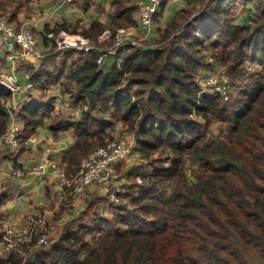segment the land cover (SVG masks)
Masks as SVG:
<instances>
[{"label":"trees","instance_id":"trees-1","mask_svg":"<svg viewBox=\"0 0 264 264\" xmlns=\"http://www.w3.org/2000/svg\"><path fill=\"white\" fill-rule=\"evenodd\" d=\"M23 1L29 0H0V8L9 3L20 7ZM205 1L191 18L189 8ZM238 2L253 4V18L239 23L231 16ZM137 9L125 14L131 24ZM115 25L117 29L121 22L115 20ZM63 29L67 27L50 31L59 34ZM103 31L94 23L83 35L96 38ZM157 44L125 45L119 50L122 61L115 59L109 70L97 64L96 52L75 48L51 56L56 72L47 70L44 60L39 68L29 67L31 83L40 91L60 83L71 103L83 109L81 120L58 119L51 99L27 103L18 113L25 125L21 141L49 117L57 120L54 132L75 131V143L64 155L70 173H77L81 160L112 138L115 116L134 134L145 158L162 147L175 155L158 158L151 171H141L142 184L136 174L130 175L135 181L124 197L132 209L111 207L106 197L94 195L50 248L36 252L35 260L13 252L0 256V264H229L221 238L237 242V231L251 234L255 247L264 246V0H195L175 14ZM247 61L258 70L230 102L201 93L198 70L222 63L239 76ZM1 80L0 74V135L9 124L7 103L12 99ZM214 120L229 124L227 139L203 141V129ZM186 156L198 163L194 181L188 177ZM3 201L1 197L0 206ZM106 205L113 208L111 219L103 213ZM209 214L219 222L222 237L200 230L197 219ZM251 221L256 230L262 228L259 234L252 232Z\"/></svg>","mask_w":264,"mask_h":264},{"label":"crops","instance_id":"crops-1","mask_svg":"<svg viewBox=\"0 0 264 264\" xmlns=\"http://www.w3.org/2000/svg\"><path fill=\"white\" fill-rule=\"evenodd\" d=\"M143 1L74 0L64 4L62 0H29L23 1L20 7L9 3L4 10L0 8V11L8 14L11 23L17 29L29 28L32 30L38 40V52L45 55L43 59L44 65L48 62L47 70L56 72L57 67L53 66V61L51 60V56L57 51L56 42L55 38L48 36L52 33L51 29L65 25L68 30L63 29L59 34H53L60 36L62 33L68 34L71 32L70 34L74 33L73 35L85 37L90 41H97L102 35L111 36L113 30L117 27L115 20H118L121 25L116 29V42L120 37H127L128 40H141L144 33L139 28L138 22L140 5ZM194 2L195 0H164L152 26V34L146 39V42L157 43L160 37L159 34L162 33L175 14L186 5ZM136 5L138 9L131 15V19L134 21L131 24L125 14ZM118 12L121 14L117 16ZM94 23L100 24L104 29L102 33L96 36L97 39L83 35V32L89 30ZM110 36L106 41L110 40ZM142 42L144 45L146 44L145 41ZM147 47L156 48L157 46L152 44L147 45ZM6 56V50L0 48V74L14 73L18 82L22 85L31 82L33 71L30 70V65L19 62L11 63ZM108 58L110 57H107L104 63L100 65L104 70H109V68H105ZM114 60L112 64H114ZM216 67L219 66L215 65L213 69ZM211 69H200L197 73L202 78ZM51 87L52 91L49 92L46 100L50 98L54 100L55 109L53 114L58 119L72 118L75 121L81 120L83 112L81 106L73 105L66 93L64 95L67 98H62L60 91H64L60 83ZM34 88L35 86L33 89L19 92L8 102L13 108L16 119L22 128L25 125L19 118L18 113L23 106L32 101L47 102L44 99H38V91L34 90ZM44 119L45 121L36 130L30 132L29 135H24L16 156H12L7 149L0 153V198L4 197V201L0 206L1 234L4 233L8 226L26 225L29 217L33 215H45L48 220H56L59 227H61L63 224L66 225L68 222L78 219L94 195H102L96 186L89 187L80 196L71 195L69 189L61 190L59 179L53 173L52 167H48L42 173L33 172L34 167L46 158L66 169L64 155L74 145L76 140V134L73 129L54 132L52 127H54L53 124L57 120H52L51 117ZM118 128H121V126L115 128V133L111 135L112 138H122L125 141L136 144L133 133L127 132L128 135L126 137H117L116 129ZM129 163L127 161L119 165L122 172L125 173L128 169V167L123 168L122 166ZM14 169L23 170L24 176H14ZM62 196L64 199L61 200Z\"/></svg>","mask_w":264,"mask_h":264},{"label":"built area","instance_id":"built-area-1","mask_svg":"<svg viewBox=\"0 0 264 264\" xmlns=\"http://www.w3.org/2000/svg\"><path fill=\"white\" fill-rule=\"evenodd\" d=\"M74 0H62V3H70ZM164 0H144L140 5L139 28L144 33L142 41H145L152 34V26L155 18L160 11ZM55 38L56 50L65 48H75L86 53L96 52L98 54L97 64L100 66L107 57L117 59L118 63L122 61L119 57V50L125 45L138 47H147L139 39H130L120 37L117 42L106 50L100 45L109 39L110 35H102L98 41L62 33L56 37L53 33L48 35ZM38 40L35 34L29 28L17 29L9 20V17L0 12V48L6 50L7 59L11 63H27L34 68H39L45 55L37 50ZM99 43V44H97ZM209 62H213L211 56ZM1 83L11 93L12 97L19 92L33 89L31 82L21 84L18 82L14 73L1 75ZM201 93H211L220 95L225 101L231 98L230 77L225 70H219V67L212 68L209 73L200 78ZM10 121L7 129L0 135V153L7 149L12 156L19 152L21 140L20 134L23 128L19 125L13 108L8 103ZM135 144L125 140H112L104 146L93 150L85 157L80 165L78 172L74 176H68L56 162L46 158L34 167L33 172H45L48 167H52L53 173L59 179L61 190L69 189L71 195L80 196L91 186H96L106 197L111 207H118L122 204L125 193L126 180L119 172L118 165L125 162H134ZM24 171L14 169L13 175L16 177L24 176ZM138 183L143 179L138 176ZM64 197H61V200ZM59 225L55 221L48 220L45 215H33L29 217L28 223L22 226H8L4 233H0V256L12 252L23 253L31 245H36L48 249L56 241L54 234L58 232Z\"/></svg>","mask_w":264,"mask_h":264},{"label":"rangeland","instance_id":"rangeland-1","mask_svg":"<svg viewBox=\"0 0 264 264\" xmlns=\"http://www.w3.org/2000/svg\"><path fill=\"white\" fill-rule=\"evenodd\" d=\"M208 1H205V3H198L195 5V8H189L191 10V18H193L195 15H197L199 12L202 11V9L205 7V5L207 4ZM187 7V5L185 6ZM253 7V4H245L242 2H238L236 3V5L232 6V13L231 16L235 15L239 21V23H244L246 21L249 20V18H253V14H251V8ZM255 11V9H254ZM4 14H6L3 11H0ZM257 14H260V11H256ZM8 16V14H6ZM10 20V19H9ZM237 21V22H238ZM11 22V21H10ZM14 25V24H13ZM71 33V32H70ZM68 33V34H70ZM74 34V33H73ZM71 34V35H73ZM56 36V35H55ZM159 36H161V34H159ZM58 37V36H56ZM50 39V38H49ZM53 40V39H52ZM94 40V39H92ZM98 41V40H97ZM96 42V41H95ZM146 42V40H145ZM113 43L112 40L107 41L105 44L100 45L102 48H104V50H106L108 47L111 46V44ZM99 44V43H97ZM147 45H158L157 43H153V42H146ZM206 53H211L212 54V49H206ZM210 54V56H211ZM113 59L112 57L107 59V63L105 64V68L108 69L111 67L112 63H113ZM217 66H219V70H225L229 77H230V90H231V98L228 101H225L224 98L221 96V98L223 99V101L225 103L230 102L232 98H234L237 94V92H239L240 89H242L243 87H246L248 84V82H250L251 80L249 79V74L257 71L258 67L254 66L250 61H247L241 68L245 69V71H242L243 74H241V72L238 71V73L240 74L239 76H236L235 74L230 73L229 68L227 67V65H224L222 63H217ZM102 67V66H100ZM218 68V67H217ZM260 68V67H259ZM200 78V77H199ZM199 86H201V82L199 83ZM34 90L38 91L39 94V98L38 99H44L45 101H49L52 98H50L49 100H46L47 95H49V92L52 91V87H50L48 90L46 91H40V89H38L36 86L34 88ZM62 98L66 99L67 97L64 95V92H62V90L60 91ZM215 95V94H214ZM69 97V95H67ZM220 96V95H219ZM56 99V98H53ZM70 99V97H69ZM65 101V100H64ZM198 119H202V122L205 123V120L203 118H201L200 116H196ZM115 123H116V127L121 126V128L116 129L117 133V137H126L128 135L127 131L125 130L123 124L119 121L118 116H115V118H113ZM228 123H222L218 120H214L209 126H207V129H203V141H211L214 140L216 138H223V139H227V133H228ZM115 133V130L112 132ZM194 135V134H192ZM116 138H111L110 140L107 141V143L111 142L112 140H115ZM116 140H124L122 138H117ZM136 142V140H135ZM107 143L100 145V146H104ZM262 147V142H259ZM99 146V147H100ZM98 148V147H97ZM95 150V149H94ZM89 155V154H88ZM87 155V156H88ZM175 153L170 149V148H166V147H162L160 148L158 151H156V153H154L151 157L149 158H145V155L143 152L139 151L137 149V145L135 144V153H134V159L136 158V160L134 162H130L127 165H123L122 167H128L127 171L124 173L121 171V168L118 165L119 168V172L122 174V177L126 180V185H125V193L128 189V185L132 184L134 181L131 178V174H136V181H137V177L140 176L143 179L144 182V178L141 174V171L147 170V171H151L152 170V164L154 163V161L158 158H165L168 156H174ZM86 156V157H87ZM85 158V157H84ZM83 158V159H84ZM82 159V160H83ZM81 160V162H82ZM186 160V166L188 167V177L190 179V181H194V177H195V170L197 169L198 163L192 161V158L190 156H186L185 157ZM170 163V161H168V164ZM81 165V163H80ZM121 165V164H120ZM138 166H142V169L140 170L138 168ZM80 168V167H79ZM64 169L68 176L72 177L75 174L70 173L68 170ZM140 173V174H139ZM131 178V179H130ZM138 182V181H137ZM142 182V183H143ZM141 183V184H142ZM124 193V195H125ZM124 201L122 202V204L118 207H127L132 209L133 204L130 202L129 199L124 197ZM112 209L106 205V207H104L103 209V213L106 215V217H108L109 219H111L114 215V213L112 214ZM211 214L209 215H205L203 218L197 219V221L202 225V228H200V230L207 236H220L218 234L219 230V222L217 220H215ZM54 221V220H51ZM55 222L58 224V222L55 220ZM255 225L252 221H251V230L253 233L259 234L262 230L261 229H255ZM65 227V224H63L61 227L58 228V232L54 234V238L57 240V238L59 237L62 229ZM211 233H213L214 235H210ZM238 235V241L234 242L233 240H231L230 238H228L227 236H220L222 237V241H224V243L227 245L225 247L224 254L225 256L229 259V264H264V246H259V247H255V241L253 240V237L251 236V234H247V235H242L239 231L236 232ZM40 249H44L42 247L36 246V245H31L28 247V249L24 250L23 253H18L22 256L26 257V260H35L36 258V252H38ZM13 253V252H12ZM10 254V253H9ZM7 254H3L1 256L5 257L9 255Z\"/></svg>","mask_w":264,"mask_h":264}]
</instances>
